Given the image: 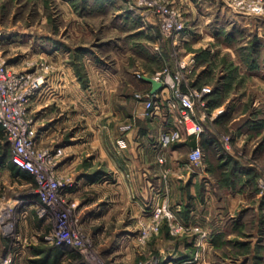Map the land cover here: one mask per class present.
Returning a JSON list of instances; mask_svg holds the SVG:
<instances>
[{
    "label": "crops",
    "instance_id": "crops-1",
    "mask_svg": "<svg viewBox=\"0 0 264 264\" xmlns=\"http://www.w3.org/2000/svg\"><path fill=\"white\" fill-rule=\"evenodd\" d=\"M59 1L63 6L70 8L74 0ZM97 1L103 4V0ZM178 2L179 6H185L183 8L186 11H192V19H195V6L199 12H204L202 9L206 6L205 9L209 14L205 18V21H209L211 28L209 32H205L207 36L196 39L191 30L185 28L183 31L182 39L187 43L191 42V47L201 46L199 40L208 41L210 45L216 41L222 50L220 54L227 53L229 57L234 58L233 40L227 28L228 26L237 28L239 25L245 32L241 44L248 45L251 40L250 43L257 45L258 56L264 55V34L259 23L262 20L261 17L238 12H233L230 16L227 9L218 8L215 0H178ZM130 9L131 7L121 6V10L128 11V15L118 18L112 25V31L118 34L115 35L116 39L112 44L117 52L112 56L111 63L96 61L100 50L96 52L94 47H89L87 43L78 41L66 49L61 43L53 42L54 37L49 34V41L42 38L41 34L34 36L36 49L38 44V55L54 59L57 65V70L51 74L47 83L31 101V110L38 124L37 142L64 147L65 156L59 170L71 172L75 178L76 186L71 195L80 202L81 217L87 227L93 228L92 232L101 237L107 236L103 242V246L106 245L105 250L109 249L118 253L124 251L123 255H118L120 261L134 262L132 244L138 217L145 216L156 203L167 199L175 207L179 218L199 224L205 230L209 250L201 263L197 257L201 249L197 247L196 241L184 238L171 243L168 240L160 246L155 244L160 251L159 264H212L213 239L226 233V239L232 244L242 245L249 240L248 244L253 246L260 224L258 221L260 211L255 209L257 218H255V225L252 226L251 236L244 239L241 235L246 231L245 215L234 212L242 202L250 200L248 192L251 179L243 177L239 184L233 187L228 180L223 183L221 194H218L212 189V186H216V180L209 178V169L205 163L206 149L210 146L213 148L215 144V134L209 130L208 123L224 119L226 115L224 106H229L230 98L214 104L216 109L212 108L211 111H202V113L199 111L195 114L202 126L200 133L187 135L182 131L180 141L165 147L158 145L159 135L163 130L176 126V119L180 115L179 106L172 108L168 105L170 96L168 90L156 91L160 97L159 106L149 114L145 113L143 102L131 94L133 84H123L125 90L123 94L119 93L115 98L105 99V91L114 92L118 89L119 76L129 73L136 67V58L144 70L142 78L138 79L139 91L147 94H151L152 84L144 79L145 76L158 70L162 64L169 65L171 69L175 67L166 40L161 45V52L154 51L158 47L152 48L153 42L160 36V34L156 35V31L160 32V29L155 19H138L136 12L129 11ZM84 16L75 21L74 27L78 25L80 28H88L89 22L85 20L86 18H82ZM215 17L226 20L224 35L218 34L217 23L213 24V22L219 20ZM104 23L101 19V26H104ZM73 37L71 35V38ZM78 47L87 48L82 55L84 67L89 76L86 89L77 80L72 66L67 61L73 48ZM212 51L211 47V53ZM184 56L189 60L191 74L201 78L206 67V64L200 63L202 54L188 50ZM253 71L258 78L255 100L258 106L261 105L264 108V65L260 64L256 69H249L242 65L239 69V73L247 75ZM90 76L97 82H92ZM110 79L113 81L110 82ZM89 89L95 92V96L97 94L95 98H89L84 94V91ZM245 98L244 96L239 101H245ZM211 101L210 98L209 105L212 104ZM246 113L247 111H244L239 117L231 118L228 125L239 129L244 122L252 120L246 116L240 122L241 124H238L237 121ZM257 121L263 124L262 130L257 133L258 139L264 135V111L258 115ZM123 125H128V128H124ZM245 127L236 133L235 140L240 141L239 143L245 142L247 146L251 143L248 139L250 132L244 131ZM185 145H189V150L194 146L201 148L203 152L201 166L197 167L189 162L187 158L189 150L183 149ZM261 152L264 153V146ZM160 157L163 158L162 162L158 160ZM9 169L11 170L10 167ZM238 169L236 167L233 170L234 175H238ZM227 172L228 169L224 170V177ZM25 174L28 175L27 172ZM21 182L23 183V180ZM260 198L258 194L251 196V200L256 204L261 201L262 198ZM4 200L7 202L8 199ZM22 216L24 211L20 212V219ZM3 240L0 236V262L5 256ZM160 240L164 241L162 238ZM29 251L26 256L21 254L17 257L12 264H22L26 259H34L35 264H87L78 251L68 246L47 248L36 245ZM251 258L252 255L244 254L230 261L226 259L222 263L264 264V260L256 262Z\"/></svg>",
    "mask_w": 264,
    "mask_h": 264
},
{
    "label": "rangeland",
    "instance_id": "rangeland-1",
    "mask_svg": "<svg viewBox=\"0 0 264 264\" xmlns=\"http://www.w3.org/2000/svg\"><path fill=\"white\" fill-rule=\"evenodd\" d=\"M165 1L171 6L178 8L182 13L184 20L183 31L185 28L191 30V32L195 34L196 39L207 36L205 32H209L211 28L209 21H205V18L209 16V14H207L208 11L205 9L206 6L202 9L204 12H199V9L195 6V19H192V11H186V9L183 8L185 6H179L180 3L178 0ZM215 1L218 8L224 7L225 10L227 9V11L230 12V16L233 15V12L237 13L236 10L227 6L223 0ZM160 2L161 0H158V3ZM121 6H125V8L131 7L129 11H135L138 19H155L156 24L159 26V20L155 11L145 6H139L137 0H103L102 5L99 4L97 0H89L88 2L74 0L73 5L70 6V8L63 6L59 0H0V60L3 61L8 68L22 72L37 71L36 73H43L41 70L39 71V69H46V75L50 78L51 74L57 70V65L54 59L44 55H38V44L36 49L34 38L41 34L42 38H46L47 41H49V35L54 37L55 41L53 42L61 43L63 45L62 47L66 49H69L71 44H75V42L78 41L87 43L89 47H94L96 52H99L100 50V53L96 57L98 60L96 61L99 62L102 60L111 63L113 62L112 56L117 52V50L114 49V45L112 47V44L116 39L115 35L118 34L114 33L115 31H112V25L118 18H123L128 15V11L121 10ZM82 15H85L82 18H86L85 20L89 22L88 28H80L78 25H76L77 27H74L75 21ZM258 17L262 18L259 23L264 34V15ZM101 19L105 22L104 26H101ZM218 20L219 21H214L213 24L217 23L216 28L218 29V34L224 35V31L226 30L225 25H227L225 24L226 20L223 18H218ZM228 28L227 30H229L230 36L233 40L232 45L235 49L234 58L229 57L227 53L220 54L222 53V50L216 41L210 45L208 41L199 40L201 46L197 48L191 47V42L187 43L182 39L183 31L178 35L177 43L173 44L172 39L166 37L159 26L160 32L156 31V35L160 34V36L153 42L152 48L158 47L157 50L154 51L161 52V45L164 44V41L166 40L175 67L171 69L169 65L162 64V66L160 65L161 67H158V70H154V72L152 71V74L147 75L153 77L155 72L162 70L166 66L171 71H175L178 69V61L185 58L184 55L188 50H191L192 52L195 51L196 54L199 50H202L204 52L202 53L200 63L206 64L203 76L200 78L195 76V74L192 75L191 71L185 76L189 78V81H191L194 86L199 87L202 85H208L211 87V92L205 95V106L197 105L195 107V114L199 111H201V113L202 111H211L212 108L215 107L214 104L221 102L225 98H230L228 103L229 106H224L226 113L224 119L218 122L208 123L209 130L215 134V144L213 148L210 146L206 149L205 163L209 169V178L216 180L215 185L217 187L212 186V189L218 194H221L222 185L228 180L232 183L231 185L233 187L236 184H239L243 177L251 179H249L250 191L248 192V198H250V200L248 199L246 202H242L234 212L235 214L240 213L245 215L246 219L244 228L248 233L245 231L244 234L241 235L244 239L251 236V229L252 226L255 225V218H257L255 216V209L260 211L258 220L260 221V224L259 230L256 231V239H254L255 244L253 246L248 244L250 242L249 240L245 241L242 245H237L236 243L232 244L231 241L226 239V233L213 239L212 244H214L211 248L213 253L212 264H223L222 262L226 259L230 261V259L244 254L252 255L251 259L256 262L264 260V190L259 186V180L261 178L264 179V153L261 152V149L264 146V135H261L258 139L256 138L257 133L262 130L261 127L263 126L261 121H257V117L263 113L264 108L261 105L258 106L255 100L257 95L256 84L258 83L256 72L253 71L252 73H249V75L239 73V69L242 65H245L249 69H256L260 64L264 65V55L262 57L258 56L256 51L257 45L256 43H250L251 40L248 45L241 44L243 36L245 35L243 28L239 25L237 28ZM116 29L123 30L124 28ZM71 35L74 37L71 38ZM42 47L43 46H41V49ZM211 47L213 48L212 53ZM86 51L87 48H73V52L67 59L73 68L77 80L85 89L89 84V76L84 67L82 55ZM136 59V67L132 68L129 73L121 74V76H119L120 81L118 89L114 92L110 90L104 92L105 99L115 98L119 93L123 94L125 92L123 84L128 83L130 85L133 84L134 86L131 91L134 98H136V94H143V92L139 91L138 79H140V77L137 76V73L144 74V70L138 61V58ZM154 62L156 63V60ZM90 79H92V82H97L92 76H90ZM111 81L113 80L110 79V82ZM220 83H222V85H219ZM94 93L95 92L91 89L84 91V94L89 98H95L97 94L95 96ZM169 94L171 96L170 92ZM244 96L246 97L245 101H239ZM209 97L211 98V103L213 105H209ZM235 102L237 103L235 104ZM31 108L32 106L30 102L28 107V117L32 118L34 126L38 131L37 118L32 113ZM244 111H247V113L243 118H240L237 121L238 124H241L240 122H242V119L246 116L250 117L252 120L250 119L251 121H248L247 123L244 122L239 129H235L234 126L230 127L228 121L233 117H239ZM178 118L179 116L176 119V123L178 122ZM126 126L123 125V127ZM244 126H246L244 131L250 132L248 133V139L251 143L247 146L245 145V142L239 143L240 141L238 142L235 140L236 133H239ZM1 128L3 131V138H0V236L5 242V256L1 260V264H12L17 257L21 256V254L26 256V254L30 252L29 250L36 245H42L47 248L68 246L71 249L78 251L87 264H159L160 251L155 247V244L160 246L161 244H164L165 241L170 240L171 243H173L184 238L198 243L197 247L201 249L200 252L198 251V254L200 253V255L197 256L198 261L200 260L201 263L204 261L205 255L209 250L207 249L209 241L206 235V237L199 238L196 233L181 235L171 234L169 233L167 222L163 220L161 224H159L157 231H150V233L143 238L141 237V234H139V229H141L147 221L149 222L147 215L138 217L136 221V234L132 244L134 253L133 263H130L129 261L123 263V261H120L118 255H123L124 251L118 253L109 251V249L105 250L104 248H106V245L103 246V242L107 236L104 235L101 237V235L92 232V227H87L80 214V202L76 197L71 195L72 190L76 186L75 178L71 172L59 170L60 163L65 156V150L62 145H56L62 148V155L56 163V170L59 172V175L63 180H68V183L70 182V185L68 184L64 188L67 195H61L62 198L67 200V203L65 205L57 206V208L61 211L66 210L69 204H74L75 207L74 209H71L70 212L72 213L69 214L67 220L61 223L52 213H49L48 215L46 212L41 214L39 211L45 207V205L39 199L37 183L33 176L28 172L27 175L25 172L16 173L9 169L11 143L2 126ZM50 145H52V143L39 144L41 147ZM183 149L184 151H188L189 145L183 146ZM83 164L86 163L83 162ZM236 167L239 168L238 175H234L233 173V170H235ZM226 169H228V172L224 177L223 172ZM21 180H23V183ZM255 194H258L262 198H260L261 201L258 204L251 200V196ZM5 198L8 199L7 202H5ZM165 201L170 208L175 210L174 212L178 217L175 207L172 206L169 200L165 199ZM161 202L162 201H159V204ZM254 204L257 205L256 208L253 207ZM21 211H24V216L20 219L19 214ZM46 211L50 212L49 209H46ZM182 221L192 223L186 220ZM192 224L199 227L201 230L200 232L205 231L199 224ZM60 227L75 230L79 239L84 241V248L86 249L85 253L89 254V257L87 255L88 259L85 253L81 252L79 248L66 243L58 244L55 239L50 240V237L54 234L55 230ZM161 238L164 239V241H161ZM85 239L87 241H85ZM257 254L259 255L257 256ZM22 264L35 263L34 259H26Z\"/></svg>",
    "mask_w": 264,
    "mask_h": 264
},
{
    "label": "built area",
    "instance_id": "built-area-1",
    "mask_svg": "<svg viewBox=\"0 0 264 264\" xmlns=\"http://www.w3.org/2000/svg\"><path fill=\"white\" fill-rule=\"evenodd\" d=\"M223 1L237 12L251 16L264 15V0ZM137 3L139 6H145L155 11L161 30L166 37L172 39L173 44H176L178 35L184 29V20L179 9L171 6L165 0H161L160 3H158V0H137ZM177 66L178 69L175 71H171L166 66L162 70L155 72L153 76L161 82V89H166L171 93V96L168 98V105L172 108L180 107V115L176 126L163 130L160 133L158 141L160 147L180 141L182 131L187 135L198 134L202 131V126L196 119L195 107L197 105L205 106V95L211 92L210 86H194L189 81V78L185 77L191 70L189 60H186V57L179 60ZM40 70L43 73H36L37 71H17L8 68L0 60V125L3 127L11 143V161L31 174L37 183L39 199L45 205L39 212L41 214L46 212L47 215L52 213L61 223L67 220L69 214L72 213L70 212L71 209L75 207L74 204H69L66 210L61 211L57 208V206L67 203V200L62 198L61 195H67L64 188L68 184L70 185V182L68 183V180H63L56 170V163L62 155V148L56 145L39 146L34 122L32 118L28 117L30 102L48 81L47 70ZM137 76L142 78L143 75L137 73ZM135 97L143 102L146 114L151 113L157 108L158 101L160 100V97L156 93L136 94ZM124 128H128V126ZM187 158L192 165L201 166L203 162L201 148L199 146L192 147L187 154ZM158 160L162 162L163 158L160 157ZM259 186L264 190V179L261 178L259 180ZM46 209H49L50 212H47ZM174 211L165 200L160 204L159 202L156 203L146 214L149 222L147 221L139 229L141 237L144 238L150 231H157L159 224L163 220L167 222L168 230L171 234L196 233L199 238L205 236V232H200L199 227L182 221L176 216ZM54 239L58 244H70L85 253L84 241L79 239L75 230L71 228H58L50 237V240ZM85 241L87 240L85 239ZM85 255L89 257L87 253Z\"/></svg>",
    "mask_w": 264,
    "mask_h": 264
},
{
    "label": "water",
    "instance_id": "water-1",
    "mask_svg": "<svg viewBox=\"0 0 264 264\" xmlns=\"http://www.w3.org/2000/svg\"><path fill=\"white\" fill-rule=\"evenodd\" d=\"M144 79L152 84L151 94H154L156 91L161 89L162 84L157 79L149 76H145Z\"/></svg>",
    "mask_w": 264,
    "mask_h": 264
},
{
    "label": "trees",
    "instance_id": "trees-1",
    "mask_svg": "<svg viewBox=\"0 0 264 264\" xmlns=\"http://www.w3.org/2000/svg\"><path fill=\"white\" fill-rule=\"evenodd\" d=\"M204 51L199 50V54H202ZM197 83V82H196ZM0 138H3V131L2 128L0 126ZM9 167L11 168L12 172H25V170L21 169L20 167L16 166L12 161H11V157L9 159Z\"/></svg>",
    "mask_w": 264,
    "mask_h": 264
}]
</instances>
